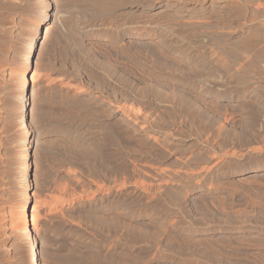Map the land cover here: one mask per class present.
I'll list each match as a JSON object with an SVG mask.
<instances>
[{"label": "bare ground", "instance_id": "1", "mask_svg": "<svg viewBox=\"0 0 264 264\" xmlns=\"http://www.w3.org/2000/svg\"><path fill=\"white\" fill-rule=\"evenodd\" d=\"M18 1L0 0V68L5 66L3 82L0 78V92L5 91L7 97H17L15 120L21 139L18 148L20 155L17 161L18 168L14 171L16 175L11 174L10 161L7 163L5 159L0 160V187L7 191L6 193L13 188L19 190L17 197L19 201L22 200L20 213L23 218L28 216L27 208L36 192L45 188L50 181L48 169L45 171L41 166L38 167L37 159L50 156L54 149L50 144L52 136L56 139L55 142L62 145V150H69L66 151L68 155L70 151H74L73 153L82 158L89 156L98 161L95 172L109 189L91 199L78 201L77 205L81 213L86 214V222L89 221L93 225L106 224L105 232L108 235L126 238V245L112 247V251L125 257L123 261L120 259L122 264H151L148 260L141 263L140 259L146 258V254L141 257L142 250L156 248L159 244L165 246L167 241L181 235L182 231H176L173 226L166 225L167 221H164L162 213L163 216L152 210L154 209L152 202L158 201L155 198L165 196L163 198L171 203L190 205L196 200L198 202L201 195L210 193L208 197H215L211 196L212 191L204 192L205 189L199 186H189L188 182L194 177H200L204 182L221 181L233 184L264 175V163L224 172L223 166L226 162L223 158L220 157V160L212 164L214 153L223 142L220 140L218 147V143L210 145L211 142L206 139V134L211 132L213 137L218 134L219 138L222 129L216 128L220 118V115L216 114L219 110L226 109L237 111V114L239 112V123L244 127L251 126V130L246 133L242 126L237 128L232 125L234 122L229 123L233 131L230 128L229 130L233 134L230 131L228 132L230 134L223 133V141L237 140L248 146L254 140L264 143V127L254 128L256 124L253 121L256 119L255 114L258 113L264 118V77L259 75L264 73L259 72L260 68L264 71V21L261 19L262 23L256 21L264 17L262 8L264 5L260 4L262 1L264 3V0H32V9L30 5L29 9L26 7L28 4L20 5ZM26 11L32 16L29 22L24 18ZM85 14H92V18L95 16L112 19L115 28L105 37L86 30L87 25L82 22L85 18L79 20ZM98 43L111 49L117 55V60L130 61L132 52H126L128 49L135 50L138 54L140 52L139 61L146 59L145 64L149 67L144 73L148 74V78L151 75L165 80L164 84L167 87L158 83L149 84L142 74L140 77L134 74L130 83L126 82L128 85H125L126 83L121 85L101 72L104 73L101 79L104 82L103 86L108 90L106 93L114 95L117 99L111 101L103 98L101 94H96L90 99L87 107H90L89 115L96 120L97 128L88 130L76 127L63 133L40 131L42 122L46 120L43 114L49 109L51 96L55 93H59L60 102L69 107L78 104H82L83 107V103L88 100L83 96L85 90L71 93L65 87L66 90L57 88L53 94L51 89L41 82V72L54 67L61 58L59 55L61 50H66V45L74 46L77 51L75 54H79L80 60L91 68L95 58L91 47L99 45ZM122 61H118L119 65ZM16 64L17 66L21 64L19 73L15 71ZM119 65L112 74L117 76ZM30 69L32 73L29 72ZM122 77L124 75L120 76ZM118 99L142 106L144 111L138 113L125 109ZM208 116H214V119ZM104 134L120 146L118 147L120 153L112 148L113 144L107 146L101 142ZM185 157L186 160H183ZM167 162L169 165L182 164L184 171L181 172L182 168L178 167L181 168L179 173L174 169L165 172V168H157L158 166L154 165L155 169L151 167L152 165H147L149 163L163 165ZM186 168H189L191 173H188ZM193 170L196 172H192ZM135 175H145L148 176V180L156 181L152 182L153 184L150 182L148 184L150 186L147 187L149 191L156 193L150 195L155 197L150 198L149 193L139 186L132 187ZM2 193L0 189V198ZM34 207L30 216L31 221L28 219L24 221L21 229L12 230L10 219L1 217L4 208L0 201V264H53L59 259L57 258L59 256L57 252H60L57 251L60 250L59 238L56 236L58 232L49 230L45 223L41 229L32 227L33 223L36 224L34 213L37 211ZM254 234L248 228L233 230L213 228L191 232L190 236L193 241L204 245L206 243L210 247L212 245L209 238L216 235L218 237L234 235L237 238L248 239ZM181 237L183 239L185 234ZM79 241L80 245L87 248L90 247L88 243L93 244L88 238H81ZM141 242L149 244L140 245ZM208 247L206 245L205 249Z\"/></svg>", "mask_w": 264, "mask_h": 264}, {"label": "rangeland", "instance_id": "2", "mask_svg": "<svg viewBox=\"0 0 264 264\" xmlns=\"http://www.w3.org/2000/svg\"><path fill=\"white\" fill-rule=\"evenodd\" d=\"M18 2L22 6H26L23 4H28L26 7L29 9L28 6L30 5V9H32V7H31L32 6V3H31L32 0H30V1L29 0H22V1L19 0ZM260 4L264 5L263 1L260 2ZM262 8H264V7H262ZM26 15L25 16L23 15V16L27 20L26 22H29L31 20L32 16L29 15L28 11H26ZM91 15L85 14V16H83V17L81 16L82 17L81 19L78 18L80 21H82L85 18L84 19L85 21H82L85 23V25H87V26H85V29L89 30L93 33L99 34L102 37H105L106 35H110V32L115 28L114 24H113L114 20L112 21V19H108L105 17H104L105 18L104 19V18L95 17V16H94V18H92L93 16H91ZM89 16H91V19ZM100 18H101V20H100ZM260 19L262 20V22L264 21V17H260L256 21L259 22ZM92 20H94V21L92 22ZM124 20H125V18L123 19V21ZM94 22L96 24H94ZM262 22L260 21L259 23H262ZM108 25H110V26H108ZM203 30H205V29H203ZM98 44L99 45L95 44L91 47V51L95 55L94 63L92 64L91 68H90V66L83 63L80 60L79 54H77V55L75 54L77 51H76V48L74 46L66 45L67 46L66 50L63 49L64 52L61 50V53H59L61 58L59 59V61L56 62L54 67L52 66L53 68L51 67V68H48V69L41 72V74H40L41 82L43 81L44 84L47 85L51 89L53 94L57 88H59L61 90H63V89L66 90V88H68L67 90H70L71 93L76 92L78 90H85V92L83 93V96L88 99L87 100L88 103L84 102L83 107L81 106L82 104H78V105H75L73 107H71V105H70V107H69V105L65 106V104L60 102V99H59L60 94L55 93L54 95L51 96L52 102L50 100L51 103L49 104V107H48L49 109H47V112L45 114H43V116L45 115L44 119H46V120H44L42 122L43 126L41 125L42 128L40 127V131H42L44 133H52L54 131H59V132L63 133V132H67V131H72L73 129H76V127H78V129L80 127L83 129V127H84V129H88V130H93L92 128H94V129L97 128L96 127V120H94V118L91 115H89L91 113L90 111H88V109L90 107L89 108L87 107V105H89L90 99L93 98L94 95H96V94H101L103 98L110 99L111 101H115L117 99L116 97H114V95L108 94V92L106 93L107 88L105 86H103L104 82H102L103 79H101V78H103L102 74H104V73L106 74V76L108 78H111V80H113L116 83H119L121 85H124L126 82L129 84L131 79H132V76L134 77V74L136 77H138V76L140 77L142 74V76L145 77L146 82H148L149 84H154V83L157 84L158 83V84H161V85H164L165 87H167L164 84L165 80L158 78L159 81H161V82H159V81H157L158 80L157 77H155L156 78L155 79L153 76L149 75V78H148V74L144 73V72H147V70H148L147 68H149V67L145 64V63H147L146 59H141V61H139L140 60L139 59L140 58V52L138 54V52H136L135 50L133 51L131 49H128V50L126 49L127 50L126 52H132V53H130V55L132 54L130 56V59H131L130 61H129V59H123V61H125V63L126 62L128 63V64L126 63L127 64L126 65L122 60H117V55L114 54V52L111 49H109L105 45L100 46V43H98ZM100 47H101V49H100ZM22 49H23V47L20 50V53H19L20 55H21ZM72 50H73V52H72ZM78 55H79V58H78ZM118 61H122V63L119 65ZM242 62L243 61H240V63H242ZM20 65L21 64H18V66H17V64L15 65V71L17 70L16 71L17 73H19L18 69L20 68L19 67ZM33 65H32V68H34ZM118 65L120 67L119 72H121V73L118 72V74L116 76L115 74H112V73H113V71L118 69ZM87 67L89 68V70ZM141 67L143 70L141 69ZM2 70L4 72H2ZM131 70H133V71H131ZM29 72L32 73V69H30ZM86 72H87L88 76L86 75ZM101 72H104V73H101ZM259 72H264V71H262L260 68ZM4 74H5V66H2V69L0 68V78H1L2 82H3ZM119 75L120 76L124 75V77L120 78ZM259 75L261 77H264V73H261ZM150 78L154 79V81H152ZM119 79H122V80L119 81ZM127 79L129 80V82ZM121 82H124V83H121ZM127 83L125 85H128ZM96 85L99 89L96 87ZM5 97H6V99H5ZM118 98H120V97H118ZM118 100L121 102V104L123 105V107L125 109H130L134 112L137 111L138 113H141L144 111L142 106L134 105V104H132V102L130 103L126 100H124V101L122 100L123 102L121 101V99H118ZM16 101H17V97H15V96L7 97V96H5V91L0 92V114H1L0 115V134H1L0 135V143H1L0 154L2 156L0 158V160L1 161L6 160L7 163L10 161L9 162V164L11 163L10 169L12 168L11 174H14V175H16L14 173V171H16V168H18V162L17 161H18V158L20 157L19 152H18V148H19L20 143H21L20 142L21 141L20 135L18 133V128L16 126V120H15V119H17V117H16L17 116L16 115V113H17ZM65 108H67L68 110ZM77 109H78V111H77ZM53 110H55V111H53ZM216 115H220L219 116L220 118L216 123L217 127L216 126L215 127L216 128L219 127L222 129L221 135L218 138V134H216V137L215 136L213 137V134H211L212 132L207 133L206 139H209V141L211 142V143L209 142L210 145L217 144L218 142H220V140L223 142L222 143L223 145L219 148L220 150L217 148V152L214 153L215 156H214V159L212 161V164L217 162L218 160H220V157L223 158L224 161L226 162V163H224V166H223L224 172H229L231 170H238V169H242V168H246V167H253V166H256L259 164H263L264 163V143L262 141L258 140V142H257V140H256V142H255V140H254V142L252 141V143L249 144V146L251 145L249 147L248 145H242V143L238 142L237 140H231V141L224 140L226 144L222 140V136L224 135L223 133L233 134L232 133L233 129H231L232 128L231 125L229 127V123L234 122L232 125L236 126L237 128L242 126V130L244 129L246 131V133H247V131L251 130L250 129L251 126H245L244 127L242 124L239 123V121H238L239 112L237 114V111L232 112V110L222 109L221 111L219 110ZM255 115H256V119H253V121H255L254 123L257 126L255 125L254 128L258 129L257 127H260V126L264 127L263 115L260 113H258V115L257 114H255ZM208 117H210V119H214V116L213 117L208 116ZM79 120H81V121L79 122ZM72 127H74V128H72ZM236 127H234V128H236ZM229 128L232 131H230ZM229 131H230V133H228ZM104 135H102V137H104ZM53 137L54 136H52L50 139L51 140L50 144L53 145L52 149H53V147H54V149L52 150L50 156H47L46 157L47 159L46 158L41 159V157H39L37 159L38 160L37 161L38 167L41 166L43 169H45V171L48 169L47 170L48 174L51 175L50 181L46 185L45 188L39 189L36 192L34 198H32V201L30 202V204L28 205V208H27V211H28L27 215L28 216L23 218L22 214L20 213L22 211V207L20 206V205H22V202H21L22 200L19 201L18 197H17L19 195V190L16 188H13L10 190V192L8 190L9 193H6L7 191L2 190V188L0 187L1 191L3 192L1 195V198H0V201L2 204V208H4V213H3V215H1V217L3 216V217H7V219L8 218L10 219V222H9L11 225L10 229H12V230L21 229V227L24 224V221L26 222V221H28V219L31 221L30 216L32 215L31 214L32 209L35 205L34 209H36V211H37V213L36 212L34 213L36 216V224L33 223L32 227H36V228L41 229L43 227V223H45L48 226V229L50 228L49 230H52L54 233L58 232L56 234V236H57V239L59 238L58 244H59L60 250L59 249L57 250V251H60V252H57L59 254V256L57 258H59V259L55 260V262L53 264H113V263L114 264H122L123 258L125 259V257H121L120 254H116L114 251H112V247L114 245H116V246L117 245H120V246L126 245V243H127L126 238H121L120 235H118V237H116L117 235L116 236L112 235L113 237L110 234L108 235V233H106L107 232L106 224L99 223L97 225H93L89 221H88L89 223L86 222L87 221L86 220L87 219L86 214H84V212L81 213L82 211L80 208H78V205H77V204H79V202H83L87 199H91L93 196L101 194V193L105 192V190L109 189V188L108 189L106 188L107 186H105V182L102 180V178L100 176L98 177L97 173L95 172V170H96L95 167L97 166L98 161L95 158H92L89 156L82 158L78 154L76 155L75 153H73L74 151L73 152L70 151L71 153L69 152V155H68V153L66 151H69V150H65V149L62 150V148H63L62 145H59L57 142H55L54 140H56V139H54ZM100 140L102 143H106L107 146L108 145L112 146L111 144H113L112 148H115L118 153L121 152L119 150L120 148H118L120 146H118V144H115L114 140L107 138L106 135L103 139H100ZM204 140H205V138H203V141ZM225 145L227 146V148ZM218 147H219V143H218ZM2 151L5 152L6 154L3 153ZM3 154L5 156H3ZM186 158L187 157H185V159H183V160H186ZM69 162H70V164H69ZM147 165H149V166L152 165L151 167H154V165H156V166H158L157 168H159V167L165 168L166 169L165 172H168L167 170L173 171L172 169H174L175 172L177 170L176 173H179L180 169L182 168L181 167L182 164L181 165H179V164L178 165L177 164L169 165L168 162L164 163L163 165L162 164H155V163L154 164L149 163ZM156 166L154 167L155 169H156ZM162 166H164V167H162ZM178 167H181V168L178 169ZM82 169L84 172L82 171ZM165 169H162V170H165ZM183 169L184 168H182L181 172L184 171ZM185 170L188 173H191L189 168H186ZM194 170H198V169H194ZM194 170L192 172H194ZM193 179L191 182L190 181L188 182L189 186H199L202 189H205L204 192L212 191L211 196L215 195V197L214 198L208 197V195H210V193L208 195H201L200 199L198 198V202H196L197 201L196 200V201H194L196 203L193 202L192 204L190 203V205L171 203L168 200H166V198H163L165 196H162V197L160 196V198H155V200L158 199V201H156V203L158 202L159 204L158 203L156 204L153 201L152 206L154 205L153 208L156 210H154V209H152V210L156 211L160 214L162 213L164 216L162 214H161V216H163V219H165L164 221H167L166 225L169 227L173 226L175 228V230L177 229L176 231H178V230L182 231L181 235L180 234L179 235L183 236V234H185V237H183V239H182V237L180 238V236L178 235L176 237H173L174 240H171V241L169 240L170 244L168 243L169 241H167V244L165 246L159 244L156 246V248L147 249L146 251L142 250L141 251V253H142L141 257L146 254L145 255L146 258L145 257H143V259L141 258L140 259V260H142L141 263H144L145 261L148 260L149 262H151V264H170V263L171 264H209V263L210 264H217V263H219V264H264V258H263L264 257V182H263L264 181V175L259 176L255 179L251 178L252 180L247 179V180L239 181V182H236L233 184H226V183H222L221 181L204 182L201 180L200 177H197L194 180ZM141 181H142V183H141ZM96 182H98V183H96ZM150 182H151V184H153L152 182H156V181L148 180V176L146 177L145 175H141V176L135 175L134 180H132L131 185H132V187L133 186H139V188L145 190L147 192V194L149 193L148 196L151 198V197H155V196H150V195L152 193H154L152 195H156V193L149 191V188H147L150 186V185H148V184H150ZM16 193H18V194H16ZM8 194H10V195H8ZM37 196H39V197H37ZM12 197H14L13 200H11ZM206 198H208V199H206ZM221 198H223V199H221ZM152 199L154 200V198H152ZM35 200H36V202H35ZM159 200H160V202H159ZM2 201H4L5 204ZM222 201H223V203H221ZM6 202H7V204H6ZM33 202L35 204H33ZM225 202H226V204H225ZM156 205H158V206L156 207ZM195 205H196V207H195ZM8 214H9V216H8ZM11 218H12V220H11ZM88 224L90 226H88ZM59 225H60V227H59ZM213 228L218 229V230H233V229L248 228V229H251L253 231V233H255V234L253 237H250L248 239L237 238V236L235 237L234 235L232 237L231 236H229V237L228 236L227 237H218V235H216L215 237L213 236V237L209 238V239H211L209 242L212 245L210 247H208L209 245L206 243L204 245V244L197 243V241H193L192 237L190 236L191 232L193 233V232L200 231V230H210ZM256 232H257V234H256ZM74 235H76V236H74ZM259 235H260V237H259ZM188 236H189V239H188ZM256 236H258V237H256ZM177 237H178V239H177ZM81 238H88L90 240V242L94 244V247H93V244H90V243H88L90 246L88 248L80 245L81 242L79 241V239H81ZM219 238H221V239H219ZM61 239H64V240L61 241ZM239 239L241 241H239ZM60 241H61V243H60ZM184 241H186V242H184ZM237 241H239V242H237ZM105 242H106V244H104ZM214 242H216V243H214ZM142 243L143 244H149L147 242H141L140 245H143ZM109 244H110V246H108ZM251 244H253V245H251ZM75 245H76V247H75ZM206 245H207L208 249H205ZM74 248H75V250H74ZM184 248H186V249H184ZM193 249H195V250H193ZM69 252H72V253H69ZM77 253H79V254H77ZM84 253H87V254H84ZM101 253H102V255H100ZM97 254H99V255H97ZM211 254H212V256H211ZM88 255H90V256H88ZM114 255H116V256H114ZM219 256H220V258H219ZM102 258H103V260H102ZM216 258L219 260H217ZM120 259H122V261ZM130 259H133V258H130ZM93 262H95V263H93Z\"/></svg>", "mask_w": 264, "mask_h": 264}]
</instances>
